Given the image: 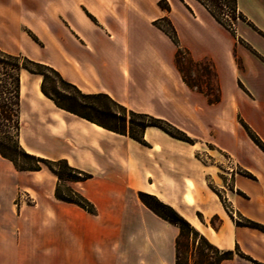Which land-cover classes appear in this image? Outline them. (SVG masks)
I'll use <instances>...</instances> for the list:
<instances>
[{
  "label": "crops",
  "instance_id": "1",
  "mask_svg": "<svg viewBox=\"0 0 264 264\" xmlns=\"http://www.w3.org/2000/svg\"><path fill=\"white\" fill-rule=\"evenodd\" d=\"M160 1L0 0L2 50L194 139L147 126L142 144L38 96L39 80L28 104L21 84V146L90 173L70 187L96 212L58 200L48 168L20 171L0 156V264H176L178 227L138 192L173 207L217 248L239 250L218 264H264V231L236 223L237 216L264 225V149L250 135L264 144V0L232 1L230 30L198 0H166L169 10ZM163 16L194 61L210 62L218 101L183 81L176 46L154 24ZM214 152L227 167L202 159ZM217 179L222 199L210 187ZM20 190L33 202L18 208Z\"/></svg>",
  "mask_w": 264,
  "mask_h": 264
},
{
  "label": "trees",
  "instance_id": "2",
  "mask_svg": "<svg viewBox=\"0 0 264 264\" xmlns=\"http://www.w3.org/2000/svg\"><path fill=\"white\" fill-rule=\"evenodd\" d=\"M234 1V0H232ZM165 2V6L162 5ZM159 6L162 9L169 10L168 3L166 0L160 1ZM204 4V3H203ZM205 5V4H204ZM207 6V5H206ZM208 7V6H207ZM209 8V7H208ZM210 9V8H209ZM232 11L235 10L234 4L231 6ZM211 11V10H210ZM212 15L216 18L218 22L224 25L227 29H232L231 25L224 23L217 15H215L211 11ZM166 22L168 28L163 27L162 22ZM154 24L160 28L171 41L176 46V54H175V62L178 71L183 79V81L190 87L191 84L189 81L183 76V71L178 65L179 57L182 53L187 54L189 59L192 62L194 61L190 56L188 50L182 47L179 44V40L177 37L176 30L172 25L171 21L167 16H163L157 19ZM32 38L37 41L36 37L32 35ZM209 62V61H208ZM30 65H42L45 66L48 70H50L63 84L67 86L73 87L79 96L88 97L93 95H102L107 97L111 102H113L116 106H118L123 111V117H120L119 120L123 123V126L111 125L103 122L98 118H93L88 114L80 112L70 106L62 104L58 99L51 96L44 89V81L40 84L41 92L50 98L53 103L62 109H65L69 112H72L80 117H83L91 122L96 123L106 129L112 130L117 133L128 135L134 140L146 144L143 138L144 128L147 126H154L173 138L178 140H182L189 144H194V139L188 136L185 132L178 129L175 125L167 122L166 120L155 117L153 115L147 113H139L127 109L126 107L118 104L110 97L105 94H85L78 90L76 87L72 86L70 83L65 81L60 74L54 70L52 67L29 59L23 55H16L8 53L0 48V156L10 161L13 166L20 171L25 170H39L42 167L48 168L56 177V187L54 195L55 197L63 202L72 203L83 210L94 214L96 209L94 205L86 199L83 195L72 189L70 186H66V190L63 191L60 186L63 181L66 182H81L89 177L91 174L75 168L67 162L66 159H56L51 160L44 157L36 156L27 152L19 142V133L21 128V120H20V109H21V101H20V87H21V77L20 73L22 70H27L30 73H39L34 69L28 66ZM210 69L212 75L214 74L212 71L211 64L209 62ZM199 90V89H198ZM201 91V90H199ZM208 96V95H207ZM219 93L218 88H216V94L212 97L208 96V100L210 103H214L218 101ZM127 114H129L130 118L127 120ZM137 117L139 121L135 122L132 118ZM128 123L127 127L125 126ZM132 128H131V127ZM138 129V130H136ZM252 139L256 144H258L262 149H264V144L262 141L254 134H250ZM138 198L140 201L148 207L151 211H153L156 215L161 217L162 219L168 221L171 224H174L179 229L178 237L176 238V264H180L179 262V253H180V237L184 235V231L188 230L200 237V239L204 242L206 247L210 249L214 253V260L210 262V264H218L223 260L230 259L234 256V254H240L239 250L236 248L234 250H223L217 248L215 245L210 243L202 234H200L184 217H182L173 207L161 201L158 197L153 194H149L146 192H138ZM236 223L239 225H244L252 228L259 229L264 231V225L239 217L236 220Z\"/></svg>",
  "mask_w": 264,
  "mask_h": 264
},
{
  "label": "rangeland",
  "instance_id": "3",
  "mask_svg": "<svg viewBox=\"0 0 264 264\" xmlns=\"http://www.w3.org/2000/svg\"><path fill=\"white\" fill-rule=\"evenodd\" d=\"M198 1L207 5L224 23L231 25L229 18H225L224 15L230 13L232 0ZM162 5L165 6V2ZM161 24L163 27L168 28L166 22L163 21ZM178 65L183 71V76L189 81L192 87L201 90L209 97L216 94V86L208 60L203 59L198 62H192L187 54L182 53L179 57ZM28 66L39 73H30L27 70H23V101L29 104L28 101L32 95V85L36 80H39L40 84L44 81V89L46 92L58 99L62 104L88 114L93 118H98L107 124L123 126V123L119 120L120 117H123V111L107 97L102 95L81 97L73 87L63 84L45 66L30 64H28ZM129 118L130 116L127 114V120ZM132 119L135 122L139 121L137 117H133ZM127 125L128 123L125 126L127 127ZM201 147L205 148L206 146L201 145ZM214 154V158H209L203 155L202 159L213 166L215 165L222 168L227 167L228 163L223 156L219 155L217 152H214ZM222 176L227 177L228 175L223 174ZM228 184L230 186V183ZM70 185L71 182L63 181L60 188L65 191L66 186ZM210 187L220 199L223 198V194L220 192L222 188L220 179H217L216 184L210 183ZM23 192H25L26 195H24L23 199H20L19 195ZM31 202H33L31 195L27 191L20 190L17 193L14 204L19 208L22 204H30ZM236 218L238 219L237 216ZM210 222L215 224L216 218H210ZM184 232V235L180 237V264H210V262L214 260V253L206 247L198 235L189 232L188 230H185Z\"/></svg>",
  "mask_w": 264,
  "mask_h": 264
},
{
  "label": "bare ground",
  "instance_id": "4",
  "mask_svg": "<svg viewBox=\"0 0 264 264\" xmlns=\"http://www.w3.org/2000/svg\"><path fill=\"white\" fill-rule=\"evenodd\" d=\"M23 83H24V79L22 77L21 78L22 89H23ZM35 89H36L37 95L41 97L42 96V92H41V90L39 88V82L38 81L35 83Z\"/></svg>",
  "mask_w": 264,
  "mask_h": 264
},
{
  "label": "built area",
  "instance_id": "5",
  "mask_svg": "<svg viewBox=\"0 0 264 264\" xmlns=\"http://www.w3.org/2000/svg\"><path fill=\"white\" fill-rule=\"evenodd\" d=\"M24 195H26L25 192L21 193V194L19 195L20 199H23Z\"/></svg>",
  "mask_w": 264,
  "mask_h": 264
}]
</instances>
